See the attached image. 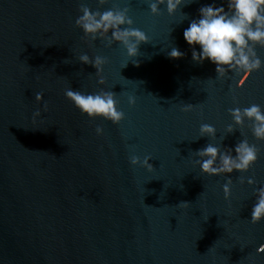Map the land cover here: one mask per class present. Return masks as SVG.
Instances as JSON below:
<instances>
[{"label": "water", "instance_id": "water-1", "mask_svg": "<svg viewBox=\"0 0 264 264\" xmlns=\"http://www.w3.org/2000/svg\"><path fill=\"white\" fill-rule=\"evenodd\" d=\"M152 2L0 0V264H264V219L251 220L264 139L231 111L264 110V63L236 87L239 69L194 61L183 39L213 0H184L173 14ZM84 8L123 11L132 24L121 27L148 40L129 56L111 31L85 34L75 22ZM173 47L184 55L169 57ZM252 47L264 62V44ZM84 54L103 58L99 71ZM69 88L115 93L124 118L87 117ZM245 140L259 157L248 170L201 171L198 150L235 156Z\"/></svg>", "mask_w": 264, "mask_h": 264}, {"label": "clouds", "instance_id": "clouds-1", "mask_svg": "<svg viewBox=\"0 0 264 264\" xmlns=\"http://www.w3.org/2000/svg\"><path fill=\"white\" fill-rule=\"evenodd\" d=\"M162 3H165V0H153L149 7L155 14ZM166 3L169 14H173L184 0H166ZM197 11L198 15L192 18L183 30V39L192 48V59L200 63L207 60L216 66L218 73L239 69L236 87H242L251 73L259 70L264 63L256 56L252 47L256 43L264 44V0H221L220 3L213 0L212 3L201 5ZM75 22L85 34H92L94 37L96 34L103 36L111 31L112 39L122 42L129 56L137 55L139 43L148 40L147 35L140 29L121 27V25L132 24L131 18L127 17L123 11L93 12L84 8L83 14L78 16ZM132 37H135V40H131ZM183 55L184 53L177 47H173L168 53L171 58H180ZM80 60L83 63H92L98 71L100 65L104 63L101 57L91 61L87 54L82 55ZM134 63L138 62L134 61ZM65 96L89 118L102 117L111 120L114 124H118L124 118V112L116 107L113 92L85 94L69 88L65 90ZM35 98L38 101L42 100L43 94L37 92ZM129 102L135 103V98L130 97ZM190 108L191 105L184 110ZM231 111L237 124L243 122L244 116L253 119V134L258 139H264V110L259 105L252 104L244 108L243 115L239 108ZM34 115H39V111L37 110ZM96 131L99 133L101 130L98 128ZM229 131H232L231 126ZM201 132L214 134L215 128L204 124L201 125ZM234 151L235 156L228 153L222 154L216 146L211 144L198 150V155L208 157L200 162L201 171L210 174L221 171L228 173L233 170L246 171L259 158L255 146L249 145L246 140L235 145ZM218 156L219 168L214 166ZM150 159L151 156H146L142 162L143 167L149 171L153 169ZM130 163L137 165L140 163L139 157H133ZM249 182H253L251 178ZM225 190L227 194L228 188L226 187ZM181 204L187 205L186 202ZM262 219H264V187L257 189V199L251 209L253 222H259ZM258 251H264V247H259Z\"/></svg>", "mask_w": 264, "mask_h": 264}]
</instances>
